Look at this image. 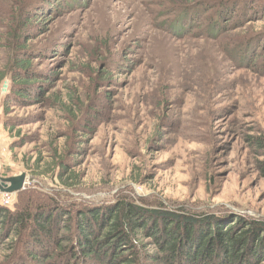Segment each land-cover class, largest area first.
<instances>
[{"label":"rangeland","instance_id":"374dc122","mask_svg":"<svg viewBox=\"0 0 264 264\" xmlns=\"http://www.w3.org/2000/svg\"><path fill=\"white\" fill-rule=\"evenodd\" d=\"M37 1L0 0V64L11 61L6 43L19 27L16 17H28L29 44L48 51L35 66L54 77L48 98L35 103L10 100L11 82L0 83V176L32 177L30 164L40 156L53 162L49 151L72 141L70 106L90 129L73 163L76 180L68 181L75 196L112 200L124 192L150 205L225 207L264 220L260 150L248 139L264 135V9L258 2L244 0L231 17L220 7H196L206 13H197L193 31L184 35L170 32L158 14L163 4L187 0H44L26 13ZM253 8L254 15L247 12ZM217 12H224L219 38L206 21ZM42 15L50 20L35 26ZM243 38L256 53L232 44ZM77 98L74 106L70 100ZM58 172L38 179L40 186L63 189Z\"/></svg>","mask_w":264,"mask_h":264},{"label":"trees","instance_id":"16d2710c","mask_svg":"<svg viewBox=\"0 0 264 264\" xmlns=\"http://www.w3.org/2000/svg\"><path fill=\"white\" fill-rule=\"evenodd\" d=\"M42 1L30 3L31 10L26 13H34ZM243 1L187 0V3L163 4L158 18H163L161 22L170 32L186 35L198 22L197 13H206L197 11L196 7L210 12L220 7L231 17ZM251 1L264 9V0ZM58 9L65 10L61 5ZM157 10L161 8H154V14ZM247 12L254 15L256 8ZM24 15L25 12L21 17ZM223 16L224 12H217L206 18L209 29L218 38ZM44 17L34 25L46 24L50 18ZM26 19L20 21L16 17L14 21L19 27L15 31L10 28L13 34L6 45L11 61L6 66L0 64V83L8 81L10 86L11 82L12 89L6 92L10 100L35 103L48 98L45 93L51 89L48 84L54 77L35 66L34 60L48 51L29 44L34 38L23 31L31 29V18ZM47 31L45 27L40 33ZM246 40L233 39L232 44L240 45L246 53L250 49L254 51ZM55 53L59 54L57 50ZM78 100L70 101L75 106ZM55 102L60 104L59 99ZM65 107L68 121H75L73 131L68 133L71 143L63 150L49 151L53 162L44 163L40 156L30 164L34 181L17 193L13 206L0 200V264H260L264 261V220L253 215L225 207L221 211L203 212L163 203L150 205L124 192H115L112 200L75 196L74 184L68 181L76 180L73 163L82 150L80 140L86 138L90 129L85 118L80 120L74 109ZM248 139L256 151L260 150L256 166L264 178V135ZM57 171L63 189L49 192L42 188L38 179L54 176ZM230 219L233 221L227 226Z\"/></svg>","mask_w":264,"mask_h":264},{"label":"water","instance_id":"95a60500","mask_svg":"<svg viewBox=\"0 0 264 264\" xmlns=\"http://www.w3.org/2000/svg\"><path fill=\"white\" fill-rule=\"evenodd\" d=\"M32 177H28L26 173L18 176L2 177L0 176V191L3 193H17L26 188V185L33 182Z\"/></svg>","mask_w":264,"mask_h":264},{"label":"built area","instance_id":"2783aa9c","mask_svg":"<svg viewBox=\"0 0 264 264\" xmlns=\"http://www.w3.org/2000/svg\"><path fill=\"white\" fill-rule=\"evenodd\" d=\"M12 195L10 193L0 192L1 202L5 205H10L12 203Z\"/></svg>","mask_w":264,"mask_h":264}]
</instances>
